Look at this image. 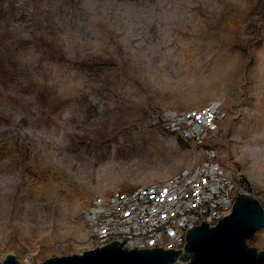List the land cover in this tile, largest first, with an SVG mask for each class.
I'll return each mask as SVG.
<instances>
[{"label": "rangeland", "instance_id": "rangeland-1", "mask_svg": "<svg viewBox=\"0 0 264 264\" xmlns=\"http://www.w3.org/2000/svg\"><path fill=\"white\" fill-rule=\"evenodd\" d=\"M215 103L201 144L167 128ZM207 146L264 202V0H0V264L91 251L96 200Z\"/></svg>", "mask_w": 264, "mask_h": 264}, {"label": "built area", "instance_id": "built-area-1", "mask_svg": "<svg viewBox=\"0 0 264 264\" xmlns=\"http://www.w3.org/2000/svg\"><path fill=\"white\" fill-rule=\"evenodd\" d=\"M221 119L222 110L215 103L169 121L167 128L179 131L183 140L196 146L216 134ZM200 153L198 163L165 180L96 200L89 229L92 250L118 241L127 250H181L180 260L188 256V230L202 222L217 226L233 213L241 195L257 198L243 175L226 164L216 150L207 146ZM259 202L264 210L263 200ZM260 234L264 237V228Z\"/></svg>", "mask_w": 264, "mask_h": 264}, {"label": "water", "instance_id": "water-1", "mask_svg": "<svg viewBox=\"0 0 264 264\" xmlns=\"http://www.w3.org/2000/svg\"><path fill=\"white\" fill-rule=\"evenodd\" d=\"M264 228V210L257 198L241 195L233 213L217 226L209 223L188 230L185 253L188 262L178 263L181 250H127L115 241L81 255L55 257L44 264H264V251L248 246L247 242ZM2 264H20L9 255Z\"/></svg>", "mask_w": 264, "mask_h": 264}, {"label": "snow or ice", "instance_id": "snow-or-ice-1", "mask_svg": "<svg viewBox=\"0 0 264 264\" xmlns=\"http://www.w3.org/2000/svg\"><path fill=\"white\" fill-rule=\"evenodd\" d=\"M205 115H206V114H205ZM197 119H200V117H197ZM209 125L212 126V125H211V122H210V119H209ZM165 194H166V193H165Z\"/></svg>", "mask_w": 264, "mask_h": 264}, {"label": "trees", "instance_id": "trees-1", "mask_svg": "<svg viewBox=\"0 0 264 264\" xmlns=\"http://www.w3.org/2000/svg\"><path fill=\"white\" fill-rule=\"evenodd\" d=\"M94 144H97V145H99V144H101V142H99V143H96V142L94 141ZM89 145H90V143H89Z\"/></svg>", "mask_w": 264, "mask_h": 264}, {"label": "bare ground", "instance_id": "bare-ground-1", "mask_svg": "<svg viewBox=\"0 0 264 264\" xmlns=\"http://www.w3.org/2000/svg\"><path fill=\"white\" fill-rule=\"evenodd\" d=\"M258 234V233H257Z\"/></svg>", "mask_w": 264, "mask_h": 264}]
</instances>
